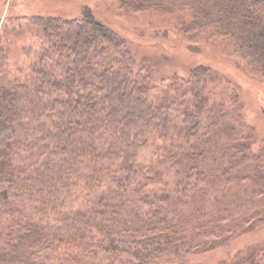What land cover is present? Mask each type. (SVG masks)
<instances>
[{"label":"trees","instance_id":"obj_1","mask_svg":"<svg viewBox=\"0 0 264 264\" xmlns=\"http://www.w3.org/2000/svg\"><path fill=\"white\" fill-rule=\"evenodd\" d=\"M104 1L264 76V0ZM18 18L0 21V264H204L217 248L264 264V147L241 85L137 60L88 7Z\"/></svg>","mask_w":264,"mask_h":264},{"label":"rangeland","instance_id":"obj_2","mask_svg":"<svg viewBox=\"0 0 264 264\" xmlns=\"http://www.w3.org/2000/svg\"><path fill=\"white\" fill-rule=\"evenodd\" d=\"M86 7L92 10L96 18L127 36L133 48V55L137 60L142 56H147L150 59L161 57L159 60L153 61L164 65L161 70H166L165 72H168L169 66L174 64L175 66L172 68L179 76H186L193 65L208 63L216 71V77L220 81L221 78L226 79L231 89L236 84H240L239 111L243 114L249 129L252 128L253 136L256 138L253 147H259L261 144L264 147V76L259 72L252 71L241 56L223 51L220 44L212 45L205 41L188 40L171 31H168L167 35L153 36L152 32L157 29L154 27L157 26L148 25L145 20H132L128 14L121 12L117 7L109 8L107 1L104 0H0V21L3 22L9 15L18 16L19 18L15 22L16 27L24 28L27 31V17L29 16L43 14L70 19L80 16ZM159 29L165 30L164 28ZM27 35L25 34V36ZM18 43L19 41L15 43V39L10 41L12 45L11 65L22 51L21 47L13 45ZM192 46H197L198 50H194ZM151 151V147L143 151L141 160L153 159ZM254 236H259V234L253 232L243 235L233 243L239 246ZM236 246L233 248L235 249ZM224 251L223 248H217L214 252L206 254L208 256L204 260V264H218L226 254Z\"/></svg>","mask_w":264,"mask_h":264}]
</instances>
